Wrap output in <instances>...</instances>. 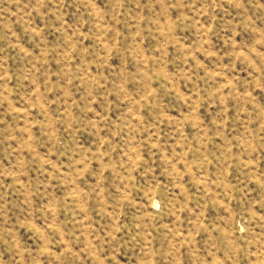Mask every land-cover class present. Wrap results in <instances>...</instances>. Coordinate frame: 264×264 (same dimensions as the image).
<instances>
[{
    "label": "rangeland",
    "instance_id": "374dc122",
    "mask_svg": "<svg viewBox=\"0 0 264 264\" xmlns=\"http://www.w3.org/2000/svg\"><path fill=\"white\" fill-rule=\"evenodd\" d=\"M0 264H264V0H0Z\"/></svg>",
    "mask_w": 264,
    "mask_h": 264
}]
</instances>
